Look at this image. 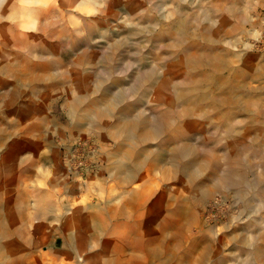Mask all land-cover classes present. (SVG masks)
Wrapping results in <instances>:
<instances>
[{"label":"rangeland","instance_id":"374dc122","mask_svg":"<svg viewBox=\"0 0 264 264\" xmlns=\"http://www.w3.org/2000/svg\"><path fill=\"white\" fill-rule=\"evenodd\" d=\"M117 1L0 0V264H264V0ZM200 82L202 105L177 94ZM238 135L249 208L213 179Z\"/></svg>","mask_w":264,"mask_h":264},{"label":"bare ground","instance_id":"6f19581e","mask_svg":"<svg viewBox=\"0 0 264 264\" xmlns=\"http://www.w3.org/2000/svg\"><path fill=\"white\" fill-rule=\"evenodd\" d=\"M119 1V0H118ZM117 1V2H118ZM2 2V1H1ZM120 2V1H119ZM125 2V1H124ZM126 4H128L127 2H126ZM125 4V5H126ZM123 5V4H122ZM121 5V6H122ZM0 7H2V6H0ZM133 7V6H132ZM130 8V7H129ZM131 9V8H130ZM134 10V9H133ZM179 19V18H178ZM219 19V18H218ZM219 22H220V20H219ZM188 23V22H187ZM179 24V23H178ZM177 24V25H178ZM184 24H186V23H184ZM89 28V27H88ZM140 27H134V28H132L130 31H128V32H131V33H135L136 31H137V29H139ZM129 30V29H128ZM83 31V30H82ZM91 33V32H90ZM131 33H130V36H131ZM139 32H137V34H138ZM82 34H83V32H82ZM126 34V33H125ZM72 35V34H71ZM76 35V34H75ZM86 36V35H85ZM127 36V35H126ZM68 37V36H67ZM88 39V38H87ZM125 39V38H124ZM129 39H131V38H129ZM132 39H134V38H132ZM126 40V39H125ZM217 40V39H216ZM61 41V40H60ZM129 41V40H128ZM71 42V41H70ZM74 42V41H73ZM121 43V42H120ZM119 44V43H118ZM117 43L115 44V45H118ZM86 45V44H85ZM113 45V44H112ZM90 46V45H89ZM107 46V45H106ZM42 47V46H41ZM82 47H83V45H82ZM81 47V48H82ZM80 48V49H81ZM91 48H92V46H91ZM111 48H112V46H111ZM114 48V47H113ZM118 48V47H117ZM120 48V47H119ZM59 49V48H58ZM79 49V50H80ZM116 49V48H115ZM40 50V49H39ZM103 51V50H102ZM58 52V51H57ZM116 52H117V50H116ZM232 52V51H231ZM44 53V52H43ZM109 53V52H108ZM107 53V54H108ZM111 53V52H110ZM114 53H115V51H114ZM114 53H112V54H114ZM8 54V53H7ZM45 54H48V53H45ZM68 54H71V53H68ZM101 54H103V53H101ZM100 54V55H101ZM112 54L110 55H106L105 56V58H104V62H105V68H106V70H109V69H111L112 67H113V57L114 56H112ZM25 55V54H24ZM73 55V54H72ZM105 55V54H104ZM174 56V55H173ZM191 56V55H190ZM70 57V56H69ZM3 58V57H2ZM102 58V57H101ZM115 58V57H114ZM179 60L181 61V62H183V57L180 55L179 57ZM192 58H193V60L195 61V62H199V60H201L200 59V57L199 56H192ZM4 59V58H3ZM66 59V58H65ZM103 59V58H102ZM101 59V60H102ZM219 59V58H218ZM6 60V59H5ZM8 60V59H7ZM24 60V59H23ZM100 60V59H99ZM98 60V61H99ZM188 60H189V58H188ZM215 60V59H214ZM220 60V59H219ZM8 62V61H7ZM29 62H31L30 60H29ZM41 62V61H40ZM59 62V61H58ZM103 62V61H102ZM169 62V61H168ZM221 63H223V62H221ZM12 64V63H11ZM43 64V63H42ZM103 64V63H102ZM169 64V63H168ZM173 65V64H172ZM226 65V64H225ZM171 66V65H170ZM0 67L2 68V62H1V65H0ZM173 67V66H172ZM196 67H197V64H196ZM27 68V67H26ZM5 69V68H4ZM3 70V69H2ZM14 70V69H13ZM5 71H7V70H5ZM32 71V70H31ZM58 71V70H57ZM3 72H4V70H3ZM17 72V71H16ZM59 72V71H58ZM7 73V72H6ZM51 73V72H50ZM61 73V72H60ZM30 74V73H29ZM45 74V73H44ZM52 74V73H51ZM155 74V72L153 71V70H151V69H146V70H142V71H140L139 72V74H138V76H137V78H136V80H135V84H133L134 85V87H133V90H135V91H137L138 90V92H139V89H142L143 88V86L146 84V80H150L151 78H152V76ZM164 74H165V72H164ZM174 74V73H173ZM2 75V74H1ZM46 75V74H45ZM60 75V74H59ZM209 75V74H208ZM210 75H211V73H210ZM13 76H14V74H13ZM42 76H44V75H42ZM51 76V75H50ZM56 76V75H55ZM54 76V77H55ZM60 76H62V74L60 75ZM59 76V77H60ZM81 76V75H80ZM6 77V76H5ZM24 77V76H23ZM32 77V76H31ZM215 77V76H214ZM7 78H8V76H7ZM47 77H45V79H46ZM57 78V77H56ZM179 78V77H178ZM16 79V78H15ZM28 79H30V78H28ZM40 79H41V77H40ZM20 80V79H19ZM31 80V79H30ZM33 80V79H32ZM44 80V79H43ZM48 80H50V79H48ZM101 80H103V78L101 79ZM207 80H209V79H207ZM8 81V80H7ZM34 81V80H33ZM47 81V80H46ZM77 81V80H76ZM97 82H98V80H96ZM18 82V81H17ZM22 82V81H21ZM81 82V81H80ZM79 82V83H80ZM148 82V81H147ZM211 82V81H210ZM10 83V82H9ZM16 83V82H15ZM83 83V82H82ZM101 83L102 84H104L102 81H101ZM208 83V82H207ZM4 84V83H3ZM27 84V83H26ZM29 84V83H28ZM34 84V83H33ZM52 84V83H51ZM90 84V83H89ZM95 84H96V82H95ZM79 85V84H78ZM84 85V84H83ZM92 85V84H91ZM32 86V85H31ZM45 87H46V85H44ZM48 86V85H47ZM101 86V85H100ZM91 87V86H90ZM97 87H98V85H97ZM174 87V86H173ZM188 88H185V87H181V88H178L177 89V94L178 95H180V97H182L183 99H184V101L185 102H192V101H194L195 103H197V104H199V105H202L204 102H206L208 99H209V97H208V95H207V91L205 90L206 89V86H204V83L203 82H200V84H194V83H191V86L189 87V86H187ZM117 88V87H116ZM115 88V89H116ZM129 88V87H128ZM139 88V89H138ZM27 89V88H26ZM72 89V88H71ZM132 89V88H131ZM209 89V88H208ZM236 89V88H235ZM80 90V89H79ZM175 90V89H174ZM132 91V90H131ZM96 92H98V91H96ZM33 93V92H32ZM135 93V92H134ZM132 94V93H131ZM65 95V94H64ZM80 95H81V93H80ZM128 95H129V89H127V87L126 88H124V89H122V90H118V91H116V92H114V96L112 97V98H110V103L112 104V105H116V104H118L119 102H122L123 100H125L127 97H128ZM10 96H11V94H10ZM9 96V97H10ZM17 96V91L16 90H14V92H13V97L15 98ZM58 96V95H57ZM63 96V95H62ZM86 95H84V97H85ZM110 96V95H109ZM210 96V95H209ZM220 96V95H219ZM12 98V97H11ZM30 98V97H29ZM63 98V97H62ZM73 98H75V97H73ZM80 98V97H79ZM53 99V98H52ZM72 99V98H71ZM81 99H83V95H82V98ZM108 99H109V97H108ZM250 99H252L251 97H250ZM250 99H248V102L250 101ZM11 100V99H10ZM16 100V99H15ZM14 101V100H13ZM56 101V100H55ZM7 102H9L8 100H7ZM7 102L5 103V105L7 104ZM31 102V101H30ZM72 102V101H71ZM78 103H79V101H77ZM81 103V105H82V103H83V101H80ZM105 102V101H104ZM247 102V103H248ZM36 103V102H35ZM49 103V102H48ZM106 103V102H105ZM109 103V105H106V104H103V105H105V106H107L106 107V109H107V111L106 112H110L109 113V115L112 113V111H113V107L112 106H110L111 104ZM217 103V102H216ZM3 104V103H2ZM53 104V103H52ZM75 104V103H74ZM79 104V105H80ZM4 105V104H3ZM8 105V104H7ZM49 105H50V103H49ZM77 105V104H76ZM78 105V106H79ZM11 106V105H10ZM54 106H55V104H54ZM18 107V106H17ZM51 107V106H50ZM65 107H67V106H65ZM75 107V108H74ZM80 107V106H79ZM112 107V108H111ZM217 107V106H216ZM15 108V107H14ZM13 108V109H14ZM22 108V107H21ZM53 108V107H52ZM203 108H205L204 106H203ZM203 108H202V110H203ZM212 108V107H211ZM218 108V107H217ZM6 109H7V107H6ZM78 109L79 108H76V106H72V114H73V116L75 117L76 115H77V112H78ZM103 109V108H102ZM105 109V110H106ZM9 110V109H8ZM18 110V109H17ZM53 110V109H52ZM68 110H70V109H68ZM94 110V109H93ZM99 110V109H98ZM137 110V109H136ZM82 111H84V110H82ZM100 111V110H99ZM103 111V113H106L104 110H101V112ZM115 111H116V109H115ZM141 111H143V110H141ZM185 111H188V110H184L183 112H185ZM3 112V111H2ZM9 112V111H8ZM100 112V113H101ZM45 113V112H44ZM217 113V112H216ZM3 114V113H2ZM39 114V113H38ZM37 115V114H36ZM71 115V114H70ZM104 115V114H103ZM106 115H107V113H106ZM112 115V114H111ZM138 115V114H137ZM11 116V115H10ZM85 116H86V118L87 119H89V120H92V122L94 121V119H95V116H96V113H94L93 111H90V110H87L86 111V113H85ZM98 116V115H97ZM96 116V117H97ZM99 116H100V114H99ZM113 116V115H112ZM115 117H116V115H114ZM128 115H124V117H127ZM196 116V115H195ZM215 116V115H214ZM77 117V116H76ZM144 117H145V115H144ZM201 117V116H200ZM7 118V117H6ZM9 118V117H8ZM70 118V117H69ZM103 118V117H102ZM101 118V120H103ZM39 119V118H38ZM98 119V118H97ZM210 119V118H209ZM11 120V119H10ZM52 120V119H51ZM144 120L146 121V119L144 118ZM12 121V120H11ZM25 121V120H24ZM96 121V120H95ZM30 122V121H29ZM48 122V121H47ZM63 122V121H62ZM66 122V121H65ZM64 122V123H65ZM74 122V121H73ZM87 122V121H86ZM166 121L160 116V114L157 116V119H156V121H155V124H153V125H155L156 127L155 128H157L158 130H162L163 128H165L166 126H167V123H165ZM36 123V122H35ZM42 123H44V122H42ZM69 123V122H68ZM88 123V122H87ZM125 123V122H124ZM88 124H90V123H88ZM62 125H64V124H62ZM104 125V124H103ZM110 125V124H109ZM46 126V125H45ZM45 126H43V128L42 129H44V127ZM50 126V125H49ZM48 126V127H49ZM91 126H93V125H91ZM94 126H95V123H94ZM99 126V125H98ZM7 127V126H6ZM38 127V126H37ZM115 127V126H114ZM36 128V127H35ZM39 128V127H38ZM95 128V127H94ZM100 128V127H99ZM98 128V129H99ZM33 129V128H32ZM106 129H107V126H106ZM156 129V130H157ZM232 129V128H231ZM35 130V129H34ZM38 130V129H37ZM100 130V129H99ZM102 130V129H101ZM104 130V129H103ZM117 130H118V127H117ZM10 131V130H9ZM33 131V130H32ZM40 131H41V129H40ZM56 131V130H55ZM113 131H115V129L113 130ZM123 131L125 132V134L128 136V137H134V133H133V131H132V129H131V127H128V125L126 126V127H123ZM167 131V130H166ZM165 131V132H166ZM42 132V131H41ZM96 132V131H95ZM110 132H112V131H110ZM116 132V131H115ZM137 132V131H136ZM198 132V131H197ZM46 133V132H45ZM44 133V134H45ZM67 133V132H66ZM74 133V132H73ZM72 133V134H73ZM106 133V132H105ZM38 134V133H37ZM109 134V133H108ZM136 134V133H135ZM100 135V134H99ZM124 135V134H123ZM237 135V134H236ZM76 136V135H75ZM114 137H115V135H113ZM117 136V135H116ZM196 136H198V135H196ZM18 137V136H17ZM16 137V138H17ZM82 137V136H81ZM121 137V136H120ZM137 137H138V135H137ZM139 137H140V135H139ZM241 136L240 135H238L237 137H235V139L232 141V143L229 145L230 146V148H229V153H230V162H229V164H228V167H226L225 169H222V173L220 174L219 172H218V174H220V175H218L217 177H215V178H213L214 180H215V182L217 183V185H220L221 187L220 188H222V187H233L239 194V196L241 197L242 196V198L244 199V203H245V205H246V208H249V207H251L252 206V203H253V201L254 200H256V196L255 195H258L259 194V190H261V188H260V186L257 184V182L255 181H253L252 180V182L251 183H249V180H248V178H247V176H246V171H245V169H244V167H245V163H243V161H240V159H238L239 157L236 155L237 154V151H238V149H239V147H241V146H243V145H241V138H240ZM246 137V136H245ZM13 138H14V136H13ZM68 138V137H67ZM67 138H66V140H67ZM77 138V137H76ZM99 138V137H98ZM18 139V138H17ZM196 139H197V137H196ZM62 140H64V139H62ZM61 140V141H62ZM125 140V139H124ZM14 141V140H13ZM65 141V140H64ZM74 141V140H73ZM114 141H115V139H114ZM116 141H117V139H116ZM115 141V142H116ZM69 142V141H68ZM71 142V141H70ZM131 142V141H130ZM139 142V141H138ZM19 143V142H18ZM129 143V142H128ZM140 143V142H139ZM141 143H142V140H141ZM68 144V143H67ZM66 144V145H67ZM143 144V143H142ZM8 145H9V143H8ZM20 145V144H19ZM126 145H128V144H126ZM125 145V146H126ZM9 147V146H8ZM68 148V147H67ZM163 148V147H162ZM168 148V147H167ZM127 150V149H126ZM162 150H164V148L162 149ZM174 150V149H173ZM170 150H169V148H168V152H169ZM174 158L175 159H179V161H180V168L182 169V170H184V171H187V172H189V173H192L190 170H193L194 171V164L191 162V160H189V159H187V157H188V147L186 146V145H180V144H178L177 146H176V148H175V151H174ZM171 156V153H170V155H169V157ZM62 157H63V155H62ZM168 157V156H167ZM168 159H170V158H168ZM241 160H242V158H241ZM244 160V159H243ZM176 161V160H175ZM246 161V160H245ZM249 162H250V160H248ZM118 163H119V167H126L127 169H128V173L130 174V175H132L133 174V167L127 162V160L124 158V159H118V161H117ZM178 162V161H177ZM63 164V163H62ZM68 165V164H67ZM251 165V164H250ZM250 165H248V166H250ZM195 168H197L196 166H195ZM194 173V172H193ZM216 174V173H215ZM256 177V176H255ZM258 178H259V176H257ZM260 179V178H259ZM261 180H263V179H261ZM251 181V180H250ZM259 182H260V180H259ZM252 185H254L255 187H257V188H255V187H252ZM217 187V186H216ZM264 187V186H263ZM219 188V187H218ZM257 189H258V191H257ZM220 190H222V189H220ZM226 191V190H225ZM205 193L207 192V191H204ZM199 193V192H198ZM228 193V191L226 192V194ZM261 201L263 202L264 201V197L263 198H261ZM241 202V201H240ZM242 202H243V200H242ZM260 204V201L258 200V202H257V204ZM258 204V205H259ZM256 205V204H255ZM244 209V208H243ZM251 209H253V208H251ZM257 209V208H256ZM254 210V209H253ZM246 211V210H245ZM255 211V210H254ZM244 212V211H243ZM253 213V212H252ZM238 215V214H237ZM245 215V214H244ZM236 216V215H235ZM234 216V217H235ZM241 216V215H240ZM240 216H239V218H240ZM248 216V215H247ZM236 219V218H235ZM242 221H243V219H242ZM235 223H237V222H235ZM241 227V226H240ZM243 230H244V227H243ZM239 233V232H238ZM257 234V233H256ZM242 235V234H241ZM244 235V234H243ZM246 235V234H245ZM234 236V235H233ZM236 236V235H235ZM257 236V235H256ZM235 238V237H234ZM248 238V237H247ZM246 238V239H247ZM245 239V240H246ZM241 240V239H240ZM246 241H248V240H246ZM237 244V243H236ZM241 245V244H240ZM245 246V245H244ZM240 247V246H239ZM248 247V246H247ZM243 248V247H242ZM251 254V253H250ZM253 254V253H252ZM257 260V259H256ZM258 262V261H257Z\"/></svg>","mask_w":264,"mask_h":264}]
</instances>
